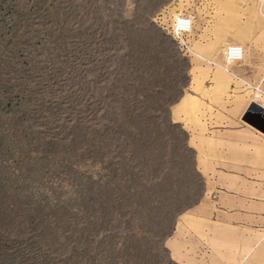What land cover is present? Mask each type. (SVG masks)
<instances>
[{
    "label": "rangeland",
    "instance_id": "obj_1",
    "mask_svg": "<svg viewBox=\"0 0 264 264\" xmlns=\"http://www.w3.org/2000/svg\"><path fill=\"white\" fill-rule=\"evenodd\" d=\"M174 6L0 0V264H178L205 179L169 114L189 79Z\"/></svg>",
    "mask_w": 264,
    "mask_h": 264
},
{
    "label": "crops",
    "instance_id": "obj_2",
    "mask_svg": "<svg viewBox=\"0 0 264 264\" xmlns=\"http://www.w3.org/2000/svg\"><path fill=\"white\" fill-rule=\"evenodd\" d=\"M176 1L175 11L193 17L191 52L188 82L169 114L186 134L205 188L175 220L170 257L264 264V108L252 89L264 91V0ZM227 44L243 50L230 72Z\"/></svg>",
    "mask_w": 264,
    "mask_h": 264
},
{
    "label": "built area",
    "instance_id": "obj_3",
    "mask_svg": "<svg viewBox=\"0 0 264 264\" xmlns=\"http://www.w3.org/2000/svg\"><path fill=\"white\" fill-rule=\"evenodd\" d=\"M192 15L187 13H177V15L172 19L170 24V34L176 42L178 49L186 56L191 52L190 43V33L192 28ZM224 55V69L229 71L228 65L234 61H239L242 59L243 50L240 45L237 44H227L223 51ZM230 72V71H229ZM256 93L254 97L261 102L264 99V91L258 87H252Z\"/></svg>",
    "mask_w": 264,
    "mask_h": 264
},
{
    "label": "trees",
    "instance_id": "obj_4",
    "mask_svg": "<svg viewBox=\"0 0 264 264\" xmlns=\"http://www.w3.org/2000/svg\"><path fill=\"white\" fill-rule=\"evenodd\" d=\"M172 127H177L176 125H171ZM141 148H145V146L143 145V144H140V148H139V150H141ZM182 148L184 149V150H188V148H187V146L186 145H182ZM138 153V152H137ZM187 192H188V190H184V189H182V188H180V190L178 191H175L174 192V194H173V198H169V200H166V202L165 203H163L162 205H161V209H163V210H165L166 208H168L169 207V205H171L172 204V202H174L175 203V200H181L182 198H185V196L187 195ZM165 201V200H164ZM176 201V202H177ZM170 208L171 207H169L168 209L170 210ZM184 210V207H182L178 212H181V211H183ZM167 212H169V211H166L165 212V214H162L161 213V216H162V218L161 219H164L163 217H166V214H167ZM158 214L157 213V210H154V213L153 214ZM145 217H146V215H145ZM155 226H157V227H152V229H155V230H157V228H159V226H158V224L157 225H155ZM152 232V231H151ZM143 239V238H142ZM165 250V249H164ZM166 251V250H165ZM143 254V253H142Z\"/></svg>",
    "mask_w": 264,
    "mask_h": 264
},
{
    "label": "water",
    "instance_id": "obj_5",
    "mask_svg": "<svg viewBox=\"0 0 264 264\" xmlns=\"http://www.w3.org/2000/svg\"><path fill=\"white\" fill-rule=\"evenodd\" d=\"M256 106L255 105H252L251 107H250V110H252V109H254ZM264 114V112H262V115Z\"/></svg>",
    "mask_w": 264,
    "mask_h": 264
}]
</instances>
